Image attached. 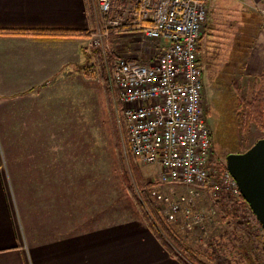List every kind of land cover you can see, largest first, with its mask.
Here are the masks:
<instances>
[{
    "label": "crops",
    "instance_id": "obj_1",
    "mask_svg": "<svg viewBox=\"0 0 264 264\" xmlns=\"http://www.w3.org/2000/svg\"><path fill=\"white\" fill-rule=\"evenodd\" d=\"M89 29L85 0H0V264H183L123 190L115 204L75 187L102 175L65 158L59 134L75 131V86L94 80V36L31 32Z\"/></svg>",
    "mask_w": 264,
    "mask_h": 264
},
{
    "label": "built area",
    "instance_id": "obj_2",
    "mask_svg": "<svg viewBox=\"0 0 264 264\" xmlns=\"http://www.w3.org/2000/svg\"><path fill=\"white\" fill-rule=\"evenodd\" d=\"M98 8L107 29L135 31L140 42L149 45L148 64L125 56L116 60L114 83L133 154L143 164L160 168V183L187 189L181 199L157 197L165 221L177 233L208 235L209 225L220 216L222 197L250 208L229 170H219L215 163L205 115L199 49L209 21V2L98 0ZM100 32L108 38L109 30ZM205 198L210 200L206 209L201 204Z\"/></svg>",
    "mask_w": 264,
    "mask_h": 264
},
{
    "label": "rangeland",
    "instance_id": "obj_3",
    "mask_svg": "<svg viewBox=\"0 0 264 264\" xmlns=\"http://www.w3.org/2000/svg\"><path fill=\"white\" fill-rule=\"evenodd\" d=\"M241 1L209 0L207 26L211 34L202 40L199 49L204 72V107L211 111L207 121L213 136L217 166L226 163L230 153H243L264 138V131L254 121L245 122L244 114L237 111L236 97L251 96L255 82L264 76V12L257 6L250 8L246 0ZM101 33L93 37L91 52L107 48V39L101 37ZM122 35L124 38H118L116 44L117 54L148 62L146 48L149 45L140 42L138 33L129 31ZM127 37L132 40L129 41ZM131 41L133 44H130ZM118 115L115 95L105 91V85L97 75L88 82V86H75V131L65 130L59 134H62L60 140L65 158L75 157V160H79L81 172L102 173L93 180H75V187H94L108 192L112 189V195L108 194L107 198L115 204H122L125 203L122 188L117 173H112L113 169L118 168L115 162L116 147L111 141ZM121 151L126 157L125 168L136 188L123 145ZM139 166L146 181L158 179V166L146 165L141 161ZM186 194L187 190L177 184L160 183L146 191L148 198L161 209L162 200L157 199L158 196L181 199ZM201 204L206 209L210 200L205 198ZM229 206L238 210L243 221L250 222L252 231L234 220L223 222ZM218 210L220 216L209 225L208 235H202L199 231L189 234L182 230L178 235L200 254V259L206 264H264V233L251 209L245 204H231L225 196L221 198Z\"/></svg>",
    "mask_w": 264,
    "mask_h": 264
},
{
    "label": "trees",
    "instance_id": "obj_4",
    "mask_svg": "<svg viewBox=\"0 0 264 264\" xmlns=\"http://www.w3.org/2000/svg\"><path fill=\"white\" fill-rule=\"evenodd\" d=\"M85 7L87 16L89 19L90 29L87 31H37L31 32L35 35L43 36H80L91 38L97 35L100 31L109 30V36L107 38V48L103 50H96L93 52L95 62L89 67H85V74L88 78H95L97 75L100 78V82L105 85V91L108 94H114L118 104V121L115 123L114 133L112 137V144L116 147L115 162L118 164V168L113 169L112 173H117V179L122 190L126 193L130 203L139 210L141 219L151 229L153 234L161 241L163 246L170 251L173 256L177 257L183 264H206L200 259V254L193 248L189 247L182 238L178 235L175 228L169 225L161 211L157 209L153 201L148 198L146 191L160 185L158 180L146 181L143 178L141 168L139 166V158L136 157L130 144V136L128 131V125L122 113V106L119 101V94L114 83V69L115 62L122 56L117 54V41L120 38V34L125 31H121L117 27H105L106 17L98 8V0H85ZM210 28L207 26L205 33L202 36V40L211 34ZM107 51V53H106ZM106 54V55H105ZM264 75V74H263ZM262 75V76H263ZM259 81H256L251 96L237 98L238 112L244 114L245 122L254 121L264 131V76L260 77ZM238 98L240 101H238ZM207 119L211 116L210 109H205ZM125 147L126 156L128 157L130 169L134 180L136 182V188L133 186L130 176L125 168V156L121 151V146ZM215 156V155H214ZM219 170L227 169L226 163L218 165ZM223 222L234 220L239 222L247 230L252 231L248 220L243 221L240 213L236 209L227 210L225 216L222 218ZM261 228V225H260ZM262 230V228H261Z\"/></svg>",
    "mask_w": 264,
    "mask_h": 264
},
{
    "label": "water",
    "instance_id": "obj_5",
    "mask_svg": "<svg viewBox=\"0 0 264 264\" xmlns=\"http://www.w3.org/2000/svg\"><path fill=\"white\" fill-rule=\"evenodd\" d=\"M226 165L264 233V138L243 153H230Z\"/></svg>",
    "mask_w": 264,
    "mask_h": 264
}]
</instances>
